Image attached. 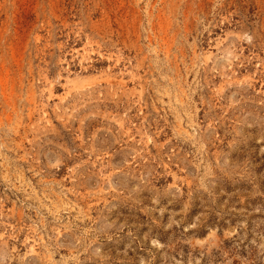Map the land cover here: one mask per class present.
Instances as JSON below:
<instances>
[{"label":"rangeland","instance_id":"374dc122","mask_svg":"<svg viewBox=\"0 0 264 264\" xmlns=\"http://www.w3.org/2000/svg\"><path fill=\"white\" fill-rule=\"evenodd\" d=\"M0 264H264V0H0Z\"/></svg>","mask_w":264,"mask_h":264}]
</instances>
